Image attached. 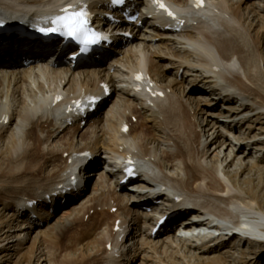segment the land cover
Returning a JSON list of instances; mask_svg holds the SVG:
<instances>
[{"label":"bare ground","instance_id":"bare-ground-1","mask_svg":"<svg viewBox=\"0 0 264 264\" xmlns=\"http://www.w3.org/2000/svg\"><path fill=\"white\" fill-rule=\"evenodd\" d=\"M163 1L168 6V9L166 8V10L165 8H159L160 11H158L156 8L158 7L156 0H140V3H142L141 7H143V11L141 10L140 12L141 18L138 23H149L148 27H150L149 29L150 31H152L149 32L146 37V39L150 41V44H148V46L153 47L156 44V40L165 38L169 40V42L173 41L183 43L182 39L181 41L172 39V35L185 38L189 41V44L192 47L191 54L188 55L192 56L193 58H190V56H182L183 52H190L187 49H179L176 46H173L172 48L170 47L169 52L157 53L158 56L160 57V59L167 58V56H173L175 57L174 63L178 64V69L184 66L183 69H186V73L189 71L196 74L199 72H204L206 75L203 78L202 76H197L196 83L194 84L196 88H186L184 91H182L184 94H182V92H177V90L175 89L176 82H172L174 91H172L171 93L168 92V89L166 87L159 86L157 82L155 87H151L147 91L145 89L138 91L140 92L139 95H145L147 99L150 98L152 102H156L158 104L162 116L160 117V119L155 116V120L159 123V126H161L166 131L169 140L172 141V144H174V146L176 141V146L179 153L177 155V152L174 153L168 151L167 149H164L160 154L158 153L159 155H157L153 148L148 147V141L156 139V136L154 134L152 126L149 125L148 121L142 116L141 109L146 108L144 104H142L141 109H139L136 105L126 104L123 102L120 103L119 101H116L114 103L116 109H114V107L112 106L113 109L111 108V114L113 115H111V117L108 116V121L110 122H108L107 124L108 128L110 129L109 131H113L116 135V138L114 139L115 148L121 147L123 153H129L131 155V160L133 159L132 161H135L134 165L136 169H138L136 161L139 162L140 160H144L147 162V166L149 168L148 172L140 173V175H138L139 179L135 183L138 190L145 186L147 180L154 181V183L164 182V184L168 183L175 187L176 191L183 196V199L179 202L174 200L172 201L171 199L164 197L165 195L167 197H170V195H172L171 193L168 195V193H160V191L158 192L156 190L151 191L149 194H138L137 192H133V187L129 188L128 185H123L122 183L112 181L111 177L117 174H115L114 171H111L106 173V175H108V181L101 180L102 183H100L101 186H103L107 191H105L103 195L96 194L98 199L94 202H89L91 200H94L89 199L91 197H89L85 201L82 206V211L86 210L87 215L85 214L83 219L77 218V222L80 221L79 225H82L84 222L92 221V223L90 224L93 226L94 231H96L105 222L107 223V221H105L106 219L109 220L114 218L111 229V241H109L112 246V251H109L105 246V251L111 252V256L107 258L105 262L107 264H114L115 262L120 261L118 257L121 258L119 254V256L115 254V249L116 247H118L117 243L123 240V238L121 239V237H123L127 232H125V230H120L118 232L113 231V228L116 225V219H123L121 223H119L120 228L122 229L123 225L127 223L125 217L123 218L118 212L119 210H123L125 213H127V215H130V213L134 212L136 213L134 219L132 217L133 228L129 233L131 236H133L136 231L143 230L141 220L144 219L145 222V220L148 219L147 217L150 218V216H152V219L154 221L160 220V215H162L163 217L169 216L170 218L168 219L164 228L168 230L171 229L170 231H172L173 224L179 219L180 216H183L188 212V210L186 209L183 210L185 208L183 206L188 204L193 206L194 209L199 213L200 211H203V213L205 212L207 215L208 213H213L223 218H229L232 222H234V220H237V222L235 223H238L240 221L239 212H241L243 216L245 214V217L247 216V218H251L247 219V221H244V225L248 228L247 230H251L250 232L248 231L245 234L246 237L238 236L236 234L231 237L221 236L219 238H214L213 240H211H216L213 244L210 243L208 246H206L208 243H205L206 245L202 244L205 248L203 249V251L207 252V248L211 247L212 252L215 254L207 257L206 259L198 258L199 260H197V263L195 264H231L238 262V260L234 258L228 259L226 258V256L223 257L220 254H216V251H218L220 247L219 244H224V240H226V238H228V240L230 241L239 238V245H241L242 241L245 242L246 240H248L249 244L252 243L259 248V253L262 252V254H264V241L256 240L252 236V234H255L254 230H256V228H253V226H257L259 219L264 221V210L261 207H258L259 209L256 211L254 210L253 212L250 210L251 208L249 209V207L247 208L237 201L241 199L240 196H234L235 198L233 199L232 197H226L224 193H218L224 191L220 189L223 184L222 179L228 180V182L233 187H238L236 180L233 178V175L230 174V171L227 169V167L232 162V160L237 157V154H239V152H241L244 147H246L245 149H247L257 143H260V141L264 142V139H257L258 141L254 139L255 141H252L250 139H246L245 137L244 139L238 138V142L236 143L234 141L231 142L230 140V142H226L227 144L224 140H220V144L226 145V149H228V152L225 153V157L223 158L221 163L217 162L218 164L210 166L207 162V157L209 156V150H207V148L209 147V144L212 143L213 145L214 143H217V136L211 137L213 134L211 133L206 139L203 138L204 136H206L205 127L209 124V122L206 120V125H202V123L198 120L199 118H197V114L199 112L202 114L203 112V122H205L206 116H215V111H217V109L211 110L212 107L208 108L204 106L207 104L213 105L216 102H214V100L206 101L205 99H203L204 97L197 95L196 97L194 96L195 99H192V95H195L194 93H198V90H201L203 88L201 82L207 84L206 82L211 81L213 82L212 87H214L215 90L213 94L216 97L227 95V97L230 98L229 100H231L235 98L239 99V95H241V102L238 109L229 108L228 110L223 111V113L227 114L225 115L226 117H234L232 122L240 123L246 120L247 117H240L241 114H245V111H252L253 113H255V115L257 114L260 117L263 115L261 118H264V72L261 65V61L264 60V53L259 51L257 45L255 44V41L249 39L250 33L248 32V30L250 28L246 27L242 23L240 18H235V14L231 10V7L229 8L227 0H206L207 6L205 8H200L195 12L191 7L188 6L181 9L182 5H187V0ZM152 2L156 5L155 9L152 6ZM107 3L108 0H0V7H6L11 12H20L25 16L32 15L34 17L44 19L45 21H49V19L52 20L53 18H55L57 14L63 13L62 10L65 9L68 5L74 6L73 9L88 6V8L91 10V13L93 14L94 23L96 26H102L103 29L106 27L108 28L109 26L112 27L113 25L118 29L121 28V26L123 27V25H120L118 21L112 20L110 17H107L103 12H101V6L99 5L102 4L104 7H106ZM133 9L140 11L137 3L135 6H131V10ZM170 9H176L178 12L184 11L187 14L193 12V14L191 13V18L193 19L191 20H198L197 28L189 26L188 21L184 22L180 17H173L172 15H169L167 17L164 16V11L168 12ZM131 14H135V11L131 12ZM199 14L210 15V21H212V23L200 22V16H198ZM115 16H118L117 13L115 14ZM151 16L162 23V26H158L157 23L152 21L148 22L147 19L151 18ZM185 17L188 18V16ZM165 22H168L170 24L167 30L165 29L166 27L164 28L163 26L165 25ZM200 23L204 24L200 25ZM207 23L208 27L205 28L206 30L209 29V33H204L205 28L203 27ZM124 29L128 32L130 31L131 33H133L135 30H139L140 27L139 25H135L132 29H130L129 27ZM200 30H203V32H201ZM29 31V29H24L21 32L16 31L14 37L16 38L20 35L22 36L24 33L28 34ZM5 37L7 36H1L0 40L4 39ZM17 40V43H14L13 46H16V44L19 47L24 45L22 41H20L19 39ZM130 40L131 38L128 39V42ZM25 41L36 44L33 45V48H35L36 46L39 48L44 46V43L41 40L35 41L28 38V35L26 36ZM0 42L3 43L4 40ZM132 43L134 44H130V48L128 51L130 52V56H136L137 60V64L135 63L136 66L131 69L133 70V72L146 68L151 70V68L158 66L159 62L155 59V55L153 53L147 55V52L140 48L143 42H137V44H139V47L135 41ZM135 44L137 46H135ZM107 46L104 45L106 51L94 52L93 55L95 60L102 62L106 59L107 56H109L110 52H108L107 49L110 47L108 46L107 48ZM193 48L195 49V55ZM1 50H3V48ZM215 52L218 53L217 56L219 55V57L215 55ZM43 53L44 52L33 55L23 54L12 63L16 64L17 62H19V60H23V58H31L32 60H34L33 62H35L34 64L32 63L33 67H31V64L27 65V67L29 66L31 68L28 72H20V67L18 66L19 64H16V69H8V73L5 77L9 75H16V82L14 84V88L16 86V90L12 88V90H14V93H12L13 98L11 95H9V91L11 90L10 85L8 84V88L6 89L5 85H2V87L0 85V91L3 92V94H6V96L3 97L5 101H0V138L5 133V131L8 130L9 123L13 119L16 120L17 124L15 125V132H12L13 134L10 137L11 139L9 140V144L7 143V155L4 162L2 163L4 167H0V193H2L4 190H9L10 196H7V198H3V200H7L9 198H14L16 200V215L18 217H21L19 219L23 221L21 226L28 229L37 225H33V221H31L32 219H29V217L25 219L22 218L24 216H22L21 213L27 210L28 207L29 209H34V206H37L38 203H40L42 200L46 201V197H52V194H55L62 187L61 183L66 180L65 175H68L74 168V166L80 161L79 158H75L73 156L75 155L74 153L83 150H91L93 154L97 156L98 152L101 150L99 142L102 140L97 136L98 129L100 128L99 130L101 132L102 128H105L104 126H100L99 122L101 120L97 118L96 113L89 120L88 125L83 128L76 123L71 125V129L68 132H64L63 136H61V147H57L58 142L53 143L55 136H58L63 131H66L67 127H64L63 123L66 122L67 119L71 116L70 113L66 111H64L59 116L56 115L58 111L64 108L66 106V103L68 102L67 99L66 101L61 100L56 104L54 103V96L55 94L59 93L58 87L56 86L58 84L64 83L63 80L66 82L67 76H71L73 74V77L69 79L71 81L70 87H74L76 85L75 92L72 97L76 98L83 96L84 94H87L88 90H86V92H82L84 90L77 86L81 84L78 83L79 76L76 78L75 75L76 73H80L81 75L85 71H88L89 74L94 73L91 70L92 68L89 69L90 67H88L87 65H85V67H81L84 65H79V67L74 69L63 67L61 65V62H63L61 58H58L54 65H49V59L53 54L47 53L43 55ZM46 55L48 56L46 57ZM11 56L12 57L9 59L6 58L7 63H11V59H15L13 55ZM193 61L198 63L197 65L201 66L202 69L198 68L197 65L194 66V64L192 63ZM72 62L73 60H71V64ZM4 67L7 66H3V68ZM81 68L86 69L81 72ZM93 69L94 72L98 71L97 73H101V66H96ZM52 70L54 71V73H56L55 75L52 73V75L54 77V81L56 79L55 82H57L58 84L54 87L49 86V89L47 90L45 89V82H43L41 78L36 79L35 77H38L40 75H43V77H45L48 73H50V71L52 72ZM96 72L95 74H97ZM147 72L149 73V70ZM22 73L24 75H22ZM32 74H34V78L37 81V88L35 89V91L31 84H29L30 89H28L32 93H34L33 96L31 95L33 97L32 102L28 103L26 97H24V92L26 90H23L22 93H17L19 92L17 91V85L21 81H27V77H31L30 75ZM202 74L203 73H201L200 75ZM242 75L245 76L247 81L243 79ZM109 79L110 80L106 81L107 83L116 80L115 76L113 75H110ZM220 79L224 80V84ZM69 80L66 82V84L69 82ZM97 82L98 81L95 80L94 82H86V84L89 86L94 85L95 87L91 89L93 91H98L100 87ZM233 88L244 91L245 93L249 94L247 96L251 95V98L253 99H259L262 105L257 104L258 101H252V103L245 102L244 98L246 97V95H243L241 93L239 94V92L237 94L236 91L234 92ZM37 89L42 92L40 96H37ZM157 90L163 91L164 95L154 96L153 94ZM122 91L125 92V89L122 88ZM16 93L20 94V103L23 104L22 109L20 110H18L19 108H14ZM128 96L132 100H137L139 98V96H137L136 94H132L131 97V91L128 92ZM165 96H167L169 99H163ZM101 97L104 102L106 97H104L103 94H101ZM194 102L197 106L195 112L192 110V103ZM98 104H100V102H98ZM222 108L225 107L223 106ZM73 112L75 113V111ZM99 112L100 111H98V113ZM221 114L222 113H219L216 116L222 118L223 116H220ZM238 116L240 117V120H238L239 118L237 119ZM133 118H137V121H133ZM123 123H127L129 125V130L127 132H124L121 129ZM218 126L220 128V125ZM215 127L216 126L213 124V126L208 130L213 131ZM203 130L204 132L203 134H201ZM80 132H82L81 135L83 142L81 144H76L75 139ZM217 133L218 136L225 135H223V133H221L220 131H218ZM196 134L198 135V137H196ZM230 134H232V131L230 132ZM17 135L19 137V140H17ZM209 139H211V143L208 142ZM151 142L152 141H150V143ZM154 142H156V140ZM158 144H160V142ZM115 148L104 147V150L106 153H111L112 151L116 150ZM65 153H68V155L65 156ZM58 154H61V156L57 157ZM175 154L177 157L176 160L180 163L179 165L175 163L176 160L173 163H167L163 161L164 159H166L171 162ZM8 156H10V159L8 158ZM70 158L72 160H70ZM46 161L48 163H46ZM47 164L52 167L48 172L44 170V172H42V169L44 168L43 166ZM224 164L225 166H223ZM175 165H178L179 168H181L180 172L182 173L179 175V177H175L173 174L164 171L166 166H169V168H171L175 167ZM130 166L133 167V162L130 163ZM93 168L94 169L83 172V174H86L88 176L87 178L92 177L91 179H87L88 182L86 183L85 190H89L95 176H98V178L102 176L97 163ZM155 169L160 171L158 173L159 175L155 173ZM28 174V179H25L24 176ZM40 174H43V176L40 177ZM91 174H93V176H91ZM145 177H148V179L145 180ZM161 178L166 181H162ZM148 186L150 187V189L155 188V184H148ZM103 187H101V191L103 190ZM39 189L41 190V192H38ZM22 190L24 196L19 199V196H17L16 194L17 192H21ZM85 190L80 191V193L78 194H75L72 191V194L75 197H78V195L83 193ZM171 192L174 193L173 191ZM215 192H217L218 194H216ZM243 192L250 197H254V199H257V204H260L258 198L254 195L253 187L251 185L250 187L248 186L247 188L243 189ZM68 196L69 195L66 194L60 200L65 199L67 201ZM153 196H159L157 197L158 199H164L163 204H167L166 202H168L169 206H167L166 209H160V206H155L156 200L155 198H153ZM199 197H202L205 203H198ZM112 207H118L116 213L111 211ZM59 208L60 211L65 209V207L64 209L63 207ZM92 209L95 210L91 211ZM34 213L35 211H29L26 214L31 215ZM49 217L45 218L48 219ZM43 219L38 220V222H43ZM209 223L210 221L208 220L206 223L201 224V228H204L206 230L208 229V232H206L205 234L200 233L202 230L201 228L199 230L200 232L198 234H195L197 233V230H195L194 228L196 225H192L188 222H184V227L182 226L181 229H178V231L188 233L189 235H191L189 236V240L193 244L196 243L197 245H199L198 242H202L207 238H212L214 236V233L211 231L214 230V228H212L211 226H207V224ZM79 230L80 227L74 224L66 225V227L62 228L60 231H62L64 237H67L70 245L74 247L76 243L78 244L82 240V236ZM174 236H178V234H174ZM181 237L183 238V236ZM109 242L107 240V242L105 241V244ZM193 244H186V247L190 249L195 248L193 247ZM126 247L127 245L124 244V250L126 249ZM246 264H249V261H247Z\"/></svg>","mask_w":264,"mask_h":264},{"label":"rangeland","instance_id":"rangeland-1","mask_svg":"<svg viewBox=\"0 0 264 264\" xmlns=\"http://www.w3.org/2000/svg\"><path fill=\"white\" fill-rule=\"evenodd\" d=\"M227 2L229 8L231 7V10L235 14V18L236 17H237L236 19L240 18L242 23L246 27L250 28L248 30V32L250 33L249 39L255 41V44L257 45L259 51L264 53V10H263L264 0H227ZM147 20L148 22L151 21L156 22L154 18H149ZM148 24H143L140 27V29L137 31V34H135V36L132 38L131 42L135 41L136 44L137 42H143L140 48L142 50H145L147 52V55L151 53L155 55V59L159 63L157 67H154L153 69L151 68L152 69L151 74L154 77L158 78V80L163 85L169 88L172 85V82H176L175 89L179 93L184 91L186 88L195 87L194 84L196 83L197 76H202L203 78L204 76H206L204 72H201L203 73L202 75H200L201 74L200 72L197 74L190 71L186 73L185 71L182 70V68L178 69L179 68L178 64L174 63L175 57L167 56V58L160 59V57L157 54L159 52L162 53L169 52L170 47L172 48L173 46H176L179 49H187L190 53H185L182 51L183 52L182 56L189 57L190 55L188 54H191V48H192L189 44V41L185 38L175 36V38L173 39L175 40L177 39L178 41H181L182 39L183 43H178L173 41L169 42V40L165 38L162 40H156L155 46L149 47L148 44H150V41L146 39V37L147 34H149V32L152 31H150L149 29L150 27H148ZM201 24L204 23H200V25ZM196 26L195 28H197ZM205 27L206 28L208 27V23L205 24L203 28ZM206 28L204 29V33L206 32L209 33V29L206 30ZM201 32H203V30ZM131 42L127 43L128 45L127 44L121 45L118 48L117 53L109 61L100 65L102 69L100 73L102 74L101 77L100 75L98 76L97 73L98 71L97 72L95 71L97 73L95 74L94 69L89 68L92 70L94 74H89L88 71H85L81 75L80 73H76L75 75L76 78L79 76L78 82L86 83L91 81L94 82L95 80L99 81L102 78H106V75L111 74L116 78L115 83L118 87L117 89H119L120 87L125 88V85L128 86L127 83L125 82L127 75L125 69H129V67H133L137 64L136 56L133 55L130 56V52L128 51L130 48V44H134ZM136 44L135 46L138 45L139 47V44L137 45ZM193 51L195 55L194 48ZM190 58L193 57L190 56ZM192 63L194 64V66L198 64L194 61ZM187 65H191V64H187ZM261 65L264 72V60L261 61ZM197 66L198 68L202 69L201 66L199 65ZM20 68H21L19 69L20 72L30 71L29 68H24L23 66H20ZM84 69L86 68H81L82 70L81 72H83ZM52 73L54 75L56 74L52 70V72L50 71V73H48L47 75L45 74L46 75V76L44 75L45 77H43V75H40L35 78L36 79L41 78V80L45 82L44 83L46 87L45 89L48 90L49 86L54 87L55 85L58 84L57 82H55L56 79L54 81V77ZM22 75L24 74L22 73ZM15 76L16 75H9L5 78L4 77L2 78V76H0L1 87L2 85H5V89H6L8 88L7 85L8 84L10 85L11 90L9 91L10 93L9 95H11L12 98H13L12 93H14L13 91L16 90V86L14 88V84L16 82ZM30 76L31 77L29 76L27 77L28 79L27 81L24 82L21 81L17 85L18 86L17 91H19L17 93H22L23 90L24 91L26 90L24 92L25 94L24 97H26L28 103L32 102L33 100L32 96L34 93V92L32 93L29 90L30 89L29 84H31L34 90L37 88L36 87L37 83L35 82L36 79L34 78V74ZM71 77H73V74L71 75ZM242 77L244 80H246L245 76L242 75ZM208 82L209 84H205V85L202 83V85L207 87V89H209V87L213 85V82L211 81ZM70 86L67 85L66 88L69 89ZM12 88H14V90H12ZM126 89L127 87L125 88V92H123L122 90L115 91L113 96L106 102V104L103 106V108L101 109L98 115L99 119H101V121L99 122L100 126L105 127L102 128L101 132L99 130L100 128L98 129V133L96 132L97 136L100 139H102L99 142L101 149L102 147L103 149L104 147L115 148L114 139L116 138V135L114 134L113 131L112 132L109 131L110 129L108 128V124H107L108 122H110L108 121V116L111 117V115H113L111 114V110L113 109V107L114 109H116L114 103L116 101H119L120 103L123 102V103L135 104L137 105L138 108L141 109L142 101L140 99L132 100L131 98H129L128 90ZM238 91L239 93L246 95V97L244 98L245 101L246 98H248L251 101L250 103H252V101L254 102L258 101L257 104L262 105L259 99L257 100L253 99L251 98L252 97L251 95L247 96L249 94L245 93L244 91H240V90ZM26 92L29 94V96ZM17 93L15 94L16 101L14 100V108L15 109L19 108L18 110H20L22 109L23 104L20 103V94ZM41 93L42 92L39 91V89H37V94H38L37 96H40ZM182 94L184 93L182 92ZM194 94L195 95H192V99H195L194 96L196 97V95L202 97H206L210 95L209 90L206 89L204 91ZM5 96L6 94H3V92L0 91V101L2 100L5 101V99L3 98ZM240 96L241 95H239V99L235 98L229 100V102H220L218 106L214 108V109L217 108V111H215L216 115L222 113L221 110L224 109L222 108L223 106L226 109L229 108L238 109L241 102ZM209 106L207 104L204 107H209ZM192 108L194 110L197 109L195 102L192 103ZM141 111H142V116L148 121V124L152 126L154 130V134L156 136V139H152L148 141V147L153 148L157 153V155H159L164 149H167L168 151L174 153L177 152L178 155L179 152L177 150L176 141L174 146V144H172V141L169 140L166 131L161 126H159V123L155 120V116H158L157 110L145 108V109H141ZM222 114L220 115L223 116L222 118L216 115L215 116L211 115L210 117L206 116L205 122H203V117H204L203 112L202 114L200 112L197 114L199 120L202 121L203 124L206 125L207 121L209 122V124L207 125L209 127L207 126L205 127L206 137H208V135L211 133H213L211 137H213L214 135L217 136V140H216L217 143H214L212 145V143L209 142L211 144H209V147L207 148V150H209V154H208L209 156L207 157V162L209 163L210 166L221 163L223 158L225 157L224 156L225 153L228 152V149H226V145L220 144L219 142L220 140H224L225 143L230 142V140L231 142L234 141L236 143L238 142L237 141L238 138L244 139L246 137V139H250L252 141H255L257 139L258 140L264 139V118H261L263 115L260 117L257 114L255 115V113H253L252 111H248V112L245 111V114L244 113L241 114L240 117L244 116L247 117V119L240 123H235L232 122L234 117H232V119H229L225 117V114L223 115ZM240 117L238 116L237 118H239L240 120ZM217 122L218 125H220V128L217 125ZM232 123H234L235 125ZM213 124L216 126L215 129L213 131L212 130L209 131L208 129H210L213 126ZM15 125H17L16 120L13 119L9 123V128L8 130H6L7 132L5 131L6 134L4 133L0 138V167L1 166L4 167L2 163L4 162L7 155L6 149H8L9 140L11 139L10 137L15 132L14 130L16 128ZM69 130L70 129H67L66 132H68ZM216 131L217 132L220 131L221 133H223V135L224 134L225 135L218 136V133H216ZM231 131L232 134H230ZM81 133H79L75 139L76 144H81L83 142V140L81 139L82 138ZM63 134L64 132L60 133L58 136H55L53 140V143L55 142L60 143V144L57 143L58 148L61 147L62 145L60 139L61 136H63ZM16 137L18 138L17 140H19L18 135ZM196 137H198L197 134ZM155 140L156 142H154ZM150 141H152L151 142L152 144L150 143ZM159 142L160 144H158ZM245 148L246 147H244L241 150V152L237 154V157L234 160H232V162L227 167V169L230 171V174H232L233 178L236 180L238 187H233L228 182V180L222 179L224 185L222 184L220 189L224 191L218 193L221 194L224 193L226 197H232L233 199L235 198L234 196H240L241 199L237 201L240 202L241 205H244L247 208L249 207V209L251 208L250 210L253 212L254 210L255 211L258 210L259 209L258 207H261L264 210V142L260 141V143H257L247 149ZM60 156L61 154H58L57 157ZM9 157L10 156H8V158ZM176 158L177 157L175 154L171 162H169L166 159H164L163 161L167 163H173L176 160ZM46 163L48 162L46 161ZM175 163L178 165L180 164L177 160ZM178 165H175V167H171V168H169V166H166L164 171L173 174L175 177H179V175L182 172H180L181 168H179ZM223 166H225V164ZM43 167L44 168L42 169V172L44 171L48 172L52 166L47 164L44 165ZM159 172H160L159 170L155 169L156 174H158ZM101 174H102L101 177L98 178V176H96L95 178H93V182L91 183L89 190L79 194L78 197L74 198L71 202H69L70 204L68 203L67 205H65L64 206L65 209L63 207L64 210L58 211L54 209V207H50V206L43 207L41 202L38 203L37 212L39 216L37 219L41 220L45 217H49V216L50 217L48 219L47 218L43 219L44 220L43 223L29 229L26 227L23 228L21 226L23 221L19 219L21 217H18L16 215V211H17V206L15 203L16 200L14 198L3 200V198H7V196H10L9 190H4L5 192L3 191L2 193H0V264H107L105 261L107 258L111 256L110 254L111 252L105 251V246H106L105 241L106 242L107 240L108 242L111 241V229L114 218L109 220L106 219L105 221H107V223L105 222L96 231H94L93 226L90 224L92 223V221L84 222L82 225H79L80 221L77 222L79 218L83 219L85 214L87 215L86 210L82 211V206L85 203V201L89 197H91L89 199H94V200H91L89 202H94L95 200L98 199L96 194L103 195L104 192L107 191L106 189H104L103 186H101L100 183H102L101 180L108 181L107 180L108 176L104 175V173ZM25 176L24 178L28 179L29 174ZM42 176L43 174H40V177ZM111 178L112 181L116 182L115 176H112ZM161 180L166 181L162 178ZM250 185L253 187L254 195L255 197L258 198L260 204H257V199H254V197H250L249 195L243 192V189L247 188L248 186L250 187ZM101 187H103L102 190L103 192L101 191L102 189ZM38 192H41V190L39 189ZM215 193L218 194L217 192ZM16 195L19 196V199L22 198L24 196L23 190L21 192L20 191L17 192ZM56 202L57 205L55 206H58V204L60 205L63 202V200L59 199ZM200 202L205 203L202 197H199L198 199V203ZM94 210L95 209H92L91 211ZM118 212L121 214L123 218L125 217L127 221V223L125 224V226H127L126 227L127 228L126 234H127L128 231H130L131 228L133 227L132 226L133 219L136 213L134 212V213H130V215H127V213H125L123 210H119ZM239 215H240L239 218H242L243 221H247V219H251L250 217L248 218L247 216L245 217V214L243 216L241 212H239ZM147 218L148 219L145 220V222L144 219L141 220V225L143 226L142 228L143 230L136 231L137 230L136 227L135 230L136 233L133 236L130 235V237H127L128 238L127 242H126V237L125 238L123 237V240L117 243L120 251L119 255L121 256V258L118 257L120 261L115 262L114 264H195L197 263V260L203 258L206 259L207 257L215 254L212 252L211 247L207 248L208 251L205 252L203 251V249H205L203 245L193 244L190 240L188 241L179 236H174L173 233L168 229L160 231L157 235H153L151 230V227L153 225L152 216H150V218L149 217ZM38 220L35 222H38ZM74 224L80 227L79 232L81 233L82 240L80 243L78 244L76 243V245L72 247L67 237H64L62 231L60 230L66 227V225H74ZM189 243L193 244V247L195 248H191V249L187 248L186 244L189 245ZM124 244L127 245L125 250H124ZM209 244L210 243L205 245L208 246ZM239 244H240L239 238L231 241L228 240V238H226L224 245L219 244L220 247L218 251H216V254L217 255L220 254L223 257L226 256V258L228 259L234 258L239 262V263L236 262L231 264H246L247 261H249V264H264V254H262V252L261 253L258 252L259 248L256 247V245L252 243L249 244L248 240H246L245 242L242 241L241 245Z\"/></svg>","mask_w":264,"mask_h":264},{"label":"snow or ice","instance_id":"snow-or-ice-1","mask_svg":"<svg viewBox=\"0 0 264 264\" xmlns=\"http://www.w3.org/2000/svg\"><path fill=\"white\" fill-rule=\"evenodd\" d=\"M117 2L122 3L123 0H117ZM156 3L160 8L166 9L162 0H156ZM202 5L203 0H198L197 6ZM73 7L74 6L70 5L68 8L63 9L62 12L64 14L57 15L52 20V27H41L40 31L47 34L62 33L84 45V47L81 48V52H87L93 45L100 44L103 40L107 39V37L89 27V17L91 14L86 9L73 11ZM169 15H172L170 11ZM137 79H141V77L138 76ZM84 155L89 154L85 153ZM129 163H131V161H129ZM126 171L132 174L133 169L128 168Z\"/></svg>","mask_w":264,"mask_h":264}]
</instances>
